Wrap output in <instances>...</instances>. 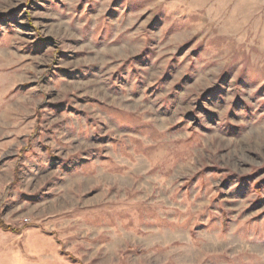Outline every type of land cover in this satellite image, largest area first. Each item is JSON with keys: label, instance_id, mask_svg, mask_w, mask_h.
<instances>
[{"label": "rangeland", "instance_id": "rangeland-1", "mask_svg": "<svg viewBox=\"0 0 264 264\" xmlns=\"http://www.w3.org/2000/svg\"><path fill=\"white\" fill-rule=\"evenodd\" d=\"M0 221V264H264V0H0Z\"/></svg>", "mask_w": 264, "mask_h": 264}, {"label": "trees", "instance_id": "trees-1", "mask_svg": "<svg viewBox=\"0 0 264 264\" xmlns=\"http://www.w3.org/2000/svg\"><path fill=\"white\" fill-rule=\"evenodd\" d=\"M0 230H4V231H8V232H16L17 231V229L12 228L11 226L4 225L1 221H0Z\"/></svg>", "mask_w": 264, "mask_h": 264}]
</instances>
